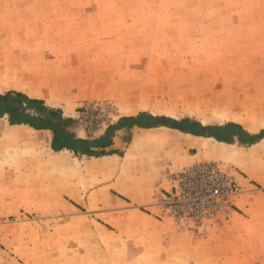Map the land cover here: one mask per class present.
I'll return each instance as SVG.
<instances>
[{
    "label": "rangeland",
    "instance_id": "obj_1",
    "mask_svg": "<svg viewBox=\"0 0 264 264\" xmlns=\"http://www.w3.org/2000/svg\"><path fill=\"white\" fill-rule=\"evenodd\" d=\"M8 90L61 109L84 138L141 112L257 133L264 0H0ZM132 133L121 157L79 156L54 151L51 131L0 117V264H264V138L193 144L202 153L211 141L197 163L239 187L196 219L162 199L168 178L197 164L195 148L172 143L192 135L124 129L116 149ZM158 139L172 143L163 157L148 144Z\"/></svg>",
    "mask_w": 264,
    "mask_h": 264
},
{
    "label": "trees",
    "instance_id": "obj_2",
    "mask_svg": "<svg viewBox=\"0 0 264 264\" xmlns=\"http://www.w3.org/2000/svg\"><path fill=\"white\" fill-rule=\"evenodd\" d=\"M0 117H6L11 125L49 129L52 132L50 145L54 151L69 150L75 155L89 157H100L113 153L122 155L121 150L111 147L113 135L119 129L130 130L134 126L140 128L166 126L195 136L212 137L229 144L237 142L242 145H252L264 138V128L257 133H251L233 121L224 124L202 125L189 118L178 121L146 112H141L136 116H123L115 124L109 125L103 135L96 138H84L73 132L71 128L74 119L64 117L61 109L49 107L42 99L30 97L17 90L0 93Z\"/></svg>",
    "mask_w": 264,
    "mask_h": 264
},
{
    "label": "built area",
    "instance_id": "obj_3",
    "mask_svg": "<svg viewBox=\"0 0 264 264\" xmlns=\"http://www.w3.org/2000/svg\"><path fill=\"white\" fill-rule=\"evenodd\" d=\"M162 199L178 216L187 213L196 219L220 208L239 191L236 180L214 162H203L173 173ZM183 213V214H182Z\"/></svg>",
    "mask_w": 264,
    "mask_h": 264
},
{
    "label": "crops",
    "instance_id": "obj_4",
    "mask_svg": "<svg viewBox=\"0 0 264 264\" xmlns=\"http://www.w3.org/2000/svg\"><path fill=\"white\" fill-rule=\"evenodd\" d=\"M137 127V126H134L132 127L130 130L131 132L133 131V129ZM161 127V126H159ZM163 127V126H162ZM140 128V127H138ZM126 128H122V129H119L117 130L116 132L118 131H121V130H124ZM41 130H47V131H50L49 129H41ZM127 130V129H126ZM129 130V131H130ZM189 135H192L190 133H187ZM133 136H134V133L131 134L129 140H127V142H125L126 144L124 145V147L121 149L122 151V155L123 154H126L130 148V146L132 145V140H133ZM51 137H52V132H51ZM201 138H204L203 136H195V135H192L191 139H187V140H177V141H174L172 142L175 146H179V143H181V145H190L191 147L195 148L197 150V152L193 155V159L191 160L192 163H197V162H202V161H205L207 160V157H210L211 155V152H210V149L212 148V144L211 141L209 142V145H208V149L206 150V152H202L200 153L198 151V148L196 146H194L193 144L195 145H201L202 141H201ZM208 138V137H207ZM113 140V144H112V148H119V142H118V138H116V135L113 136L112 138ZM215 140V139H213ZM216 141V140H215ZM171 141L170 140H156V141H149V146L153 147V150L155 151H158V156H165L167 155V151L169 150V147L172 143H170ZM216 145L219 144L220 142L216 141ZM192 143V144H191ZM161 148V149H160ZM122 155H118V154H107V155H104L105 157H108V158H114L115 156H119L121 157ZM153 155V154H152Z\"/></svg>",
    "mask_w": 264,
    "mask_h": 264
},
{
    "label": "bare ground",
    "instance_id": "obj_5",
    "mask_svg": "<svg viewBox=\"0 0 264 264\" xmlns=\"http://www.w3.org/2000/svg\"><path fill=\"white\" fill-rule=\"evenodd\" d=\"M41 142H44V141H41Z\"/></svg>",
    "mask_w": 264,
    "mask_h": 264
}]
</instances>
